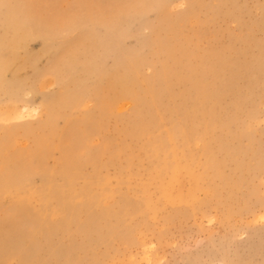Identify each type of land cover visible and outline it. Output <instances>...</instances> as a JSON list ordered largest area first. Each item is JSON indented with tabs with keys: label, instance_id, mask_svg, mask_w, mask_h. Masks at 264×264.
Wrapping results in <instances>:
<instances>
[{
	"label": "rangeland",
	"instance_id": "374dc122",
	"mask_svg": "<svg viewBox=\"0 0 264 264\" xmlns=\"http://www.w3.org/2000/svg\"><path fill=\"white\" fill-rule=\"evenodd\" d=\"M0 57V264H264V0H0Z\"/></svg>",
	"mask_w": 264,
	"mask_h": 264
},
{
	"label": "bare ground",
	"instance_id": "6f19581e",
	"mask_svg": "<svg viewBox=\"0 0 264 264\" xmlns=\"http://www.w3.org/2000/svg\"><path fill=\"white\" fill-rule=\"evenodd\" d=\"M37 33H35V34H33V35H31L30 37H29V39H32V38H39V36H38V34L36 35ZM41 36V35H40ZM43 39H44V41L43 42H45L46 44H47V41H49V40H47L43 35L41 36ZM11 60H2V58L0 57V76L5 72V70H7V66H9L10 64H11V62H10ZM48 75V74H47ZM45 76H46V74H45ZM38 78V77H37ZM56 82V81H55ZM61 91V90H60ZM47 99H49V100H45V101H43L44 102V105H45V111L46 112H49L50 113V110H51V104H52V100L50 99V98H47ZM14 106V105H13ZM10 107V106H9ZM12 107V106H11ZM43 108V107H42ZM17 110H18V108H16L15 106L13 107V110L11 109V111H12V113L13 114H6L8 117L7 118H12L13 117V115H14V117H16V113H17ZM36 109H32L31 110V108H29V107H26V106H23V107H21V109H20V112H19V118H22V117H24V116H30L31 114H32V112H34ZM43 111V110H42ZM5 115V116H6ZM46 114L44 113V116H45ZM48 119H50V115L48 116ZM12 171H14V167H13V163H12V166L9 168L8 167V177H10L9 179H8V181H9V184L11 185V186H16L17 184H15V183H18V182H15L14 183V175L12 174ZM1 186H2V183H1V180H0V193H1ZM110 197H112V193H103L102 195H97V198L96 199H92V203H94V202H96V203H98V204H100V205H106L107 204V201H108V199H110ZM108 215H111V212L109 211V210H106L105 212H103V214H102V216L104 217H106V216H108ZM103 221H105V220H103ZM94 224H95V222H93V226H94ZM99 225H100V223H98ZM126 225V224H125ZM127 226V225H126ZM127 232L128 231H126L125 230V228H124V230H122V232H121V234H122V236L124 235V234H127ZM22 263H25V261H26V258H21V260H20Z\"/></svg>",
	"mask_w": 264,
	"mask_h": 264
}]
</instances>
